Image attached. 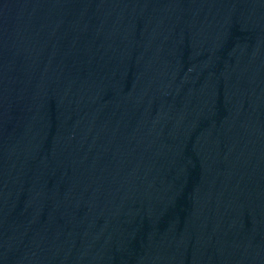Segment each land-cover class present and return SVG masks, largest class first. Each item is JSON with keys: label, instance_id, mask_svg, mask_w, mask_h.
<instances>
[{"label": "water", "instance_id": "95a60500", "mask_svg": "<svg viewBox=\"0 0 264 264\" xmlns=\"http://www.w3.org/2000/svg\"><path fill=\"white\" fill-rule=\"evenodd\" d=\"M0 264H264V0H0Z\"/></svg>", "mask_w": 264, "mask_h": 264}]
</instances>
